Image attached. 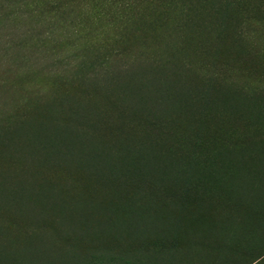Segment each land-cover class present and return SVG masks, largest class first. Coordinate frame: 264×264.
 <instances>
[{
  "label": "rangeland",
  "instance_id": "rangeland-1",
  "mask_svg": "<svg viewBox=\"0 0 264 264\" xmlns=\"http://www.w3.org/2000/svg\"><path fill=\"white\" fill-rule=\"evenodd\" d=\"M8 72L0 264H264V0H0Z\"/></svg>",
  "mask_w": 264,
  "mask_h": 264
},
{
  "label": "trees",
  "instance_id": "trees-1",
  "mask_svg": "<svg viewBox=\"0 0 264 264\" xmlns=\"http://www.w3.org/2000/svg\"><path fill=\"white\" fill-rule=\"evenodd\" d=\"M54 5L55 4H53L52 6H54ZM63 9H69V7L68 6H61V7H59L56 10V12L63 11ZM51 10L54 11L55 7H53ZM32 32H33L32 34H34V30H32ZM13 36H12L11 43H13L14 41L18 43V45L14 47V50L16 48H18L19 50H24V52H23V54L13 55L11 60L19 59V60L27 61L28 63H30L32 65V68L34 70H36L42 65L49 64L50 62H52V61H54L56 59H60L57 53H53L55 50H58L57 48L54 47L55 42H56L55 40L50 39V43H49L48 46H46L44 49L37 50V49H34L32 47V44L29 41L30 32L27 30V27L23 31H21L20 34L17 35L16 37H13ZM48 36L51 37L53 35L49 34ZM52 47H54V48H52ZM14 50H13V52H14ZM39 53L41 55L40 56H36ZM58 53H61V52H59V50H58ZM53 55H54V57H56V59L55 58L53 59ZM63 59H64L63 62L64 61L67 62V63L71 62L68 58H63ZM12 73H14V74H12ZM8 74L10 76L7 75V74L2 76L4 78V80L0 79V85H2L5 82L6 83L10 82V83H15L16 85L22 86L23 82L20 83V81L24 80V78L20 77L21 74H17L15 72H8ZM7 87H8V85H7ZM30 92H32V94H38V93L40 94V91L39 90H35V89L31 90ZM30 92H28V93H30ZM108 258H110L109 262H114L111 257L101 256V257H96L93 260L92 264H106V263H109L108 262ZM121 264H130V263L128 261L122 260Z\"/></svg>",
  "mask_w": 264,
  "mask_h": 264
}]
</instances>
